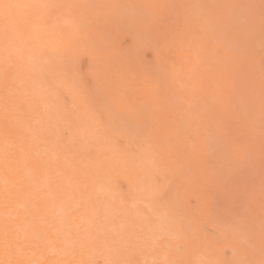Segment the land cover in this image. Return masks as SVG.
<instances>
[{
	"label": "bare ground",
	"instance_id": "bare-ground-1",
	"mask_svg": "<svg viewBox=\"0 0 264 264\" xmlns=\"http://www.w3.org/2000/svg\"><path fill=\"white\" fill-rule=\"evenodd\" d=\"M251 1L0 0V264H264Z\"/></svg>",
	"mask_w": 264,
	"mask_h": 264
},
{
	"label": "snow or ice",
	"instance_id": "snow-or-ice-1",
	"mask_svg": "<svg viewBox=\"0 0 264 264\" xmlns=\"http://www.w3.org/2000/svg\"><path fill=\"white\" fill-rule=\"evenodd\" d=\"M17 7V5H13V4H6V3H0V12H3L5 15L7 14V12L14 8ZM71 45H69V49H70ZM64 56L67 57L69 60L71 59V52L70 50H66V52L64 53ZM66 83H68L70 86L74 87V81L71 78H68Z\"/></svg>",
	"mask_w": 264,
	"mask_h": 264
},
{
	"label": "rangeland",
	"instance_id": "rangeland-1",
	"mask_svg": "<svg viewBox=\"0 0 264 264\" xmlns=\"http://www.w3.org/2000/svg\"><path fill=\"white\" fill-rule=\"evenodd\" d=\"M249 1H250V3L252 4V7H254L255 9H259L260 5H259V7H258V8H256V7L253 5V3H252L253 1H251V0H248V2H249ZM254 3H256V2H254ZM258 3H261V1L259 0V2H258ZM262 5H263V4H262ZM262 5H261V7H262ZM257 6H258V5H257ZM251 9H252V8H250V10H251ZM250 12H251V11H250ZM125 44H126V45H125ZM125 44H124V47H127V45H128V44H127V43H125ZM147 52H149V51H148V50H146V53H147ZM146 53H145V52H143V59H145V60H146V59H149V60H150V59H151V58H150V55H149V56H148V58H147V56H146V55H147L148 53H147V54H146ZM146 61H148V60H146ZM259 167H260V166H259ZM254 170H255L256 172H259V171H257L256 169H254Z\"/></svg>",
	"mask_w": 264,
	"mask_h": 264
}]
</instances>
